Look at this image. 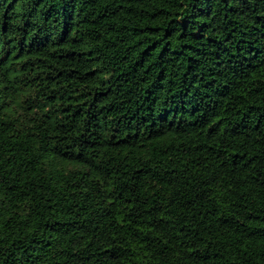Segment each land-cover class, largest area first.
Instances as JSON below:
<instances>
[{"label": "trees", "instance_id": "obj_1", "mask_svg": "<svg viewBox=\"0 0 264 264\" xmlns=\"http://www.w3.org/2000/svg\"><path fill=\"white\" fill-rule=\"evenodd\" d=\"M0 264H264V0H0Z\"/></svg>", "mask_w": 264, "mask_h": 264}]
</instances>
